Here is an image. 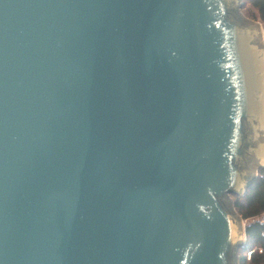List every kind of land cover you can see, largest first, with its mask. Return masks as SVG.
<instances>
[{
	"label": "water",
	"instance_id": "water-1",
	"mask_svg": "<svg viewBox=\"0 0 264 264\" xmlns=\"http://www.w3.org/2000/svg\"><path fill=\"white\" fill-rule=\"evenodd\" d=\"M244 0H0V264H238L264 170Z\"/></svg>",
	"mask_w": 264,
	"mask_h": 264
},
{
	"label": "trees",
	"instance_id": "trees-1",
	"mask_svg": "<svg viewBox=\"0 0 264 264\" xmlns=\"http://www.w3.org/2000/svg\"><path fill=\"white\" fill-rule=\"evenodd\" d=\"M242 12L247 19L264 24V0H244ZM232 199L238 215L247 222V243L240 249L241 264H264V252H259V249H264V225L260 224L264 215V170L244 197L232 196ZM253 249L257 251L247 262V253Z\"/></svg>",
	"mask_w": 264,
	"mask_h": 264
},
{
	"label": "rangeland",
	"instance_id": "rangeland-1",
	"mask_svg": "<svg viewBox=\"0 0 264 264\" xmlns=\"http://www.w3.org/2000/svg\"><path fill=\"white\" fill-rule=\"evenodd\" d=\"M242 13H243V12H242ZM243 15L245 16L244 13H243ZM250 21L253 22V23H255V24L260 25L261 28H262L263 34H264V24L260 23V21H255V20H251V19H250ZM234 212L238 215V213H237L236 210H235ZM238 216H239V215H238ZM242 220H243V219H242ZM242 224H243V226H246L247 222H246V221H242ZM240 255H241V253H240V250H239V257L237 256L238 264H241V259H240L241 256H240Z\"/></svg>",
	"mask_w": 264,
	"mask_h": 264
},
{
	"label": "built area",
	"instance_id": "built-area-1",
	"mask_svg": "<svg viewBox=\"0 0 264 264\" xmlns=\"http://www.w3.org/2000/svg\"><path fill=\"white\" fill-rule=\"evenodd\" d=\"M260 224L261 225H264V215L260 218ZM256 249H253V250H250L248 253H247V262H250L251 258H252V255L254 253H256ZM259 252L260 253H263L264 252V249H259Z\"/></svg>",
	"mask_w": 264,
	"mask_h": 264
}]
</instances>
